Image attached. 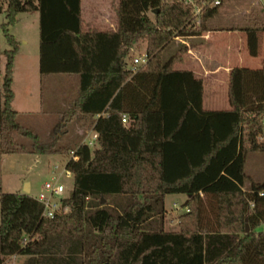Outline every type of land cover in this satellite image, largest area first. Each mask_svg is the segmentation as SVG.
<instances>
[{
	"label": "trees",
	"instance_id": "16d2710c",
	"mask_svg": "<svg viewBox=\"0 0 264 264\" xmlns=\"http://www.w3.org/2000/svg\"><path fill=\"white\" fill-rule=\"evenodd\" d=\"M111 7L112 21L101 26L85 20L82 0H0L9 45L0 72V264L15 255L27 256L23 264H264V231L256 230L264 224V183L244 172L247 154L264 152L257 138L264 62L233 68L230 107L206 110L202 80L177 68L186 45L166 59L162 53L176 37L207 31L218 5L203 9L198 26L185 0H112ZM22 12L39 14L41 77H77L60 122L86 124L97 134L93 147L43 141L19 123L11 105L19 45L10 27ZM142 40L147 61L133 71L127 60ZM247 41L256 54L254 30ZM69 152L72 188L61 213L44 217L36 197L2 192L3 155ZM169 194L187 196L175 229H166Z\"/></svg>",
	"mask_w": 264,
	"mask_h": 264
},
{
	"label": "rangeland",
	"instance_id": "374dc122",
	"mask_svg": "<svg viewBox=\"0 0 264 264\" xmlns=\"http://www.w3.org/2000/svg\"><path fill=\"white\" fill-rule=\"evenodd\" d=\"M112 0H82L84 18L87 22L101 26H107L113 18ZM256 11V10H255ZM254 10L246 14L237 12L232 8L229 0H223L218 5L217 15L207 21L206 27L218 31L217 37L220 43H230L232 46L241 47V51H233L235 55H241L249 50L248 32L254 30L258 37L260 49H264V18L256 14ZM148 15L153 17V12ZM259 16L261 18H259ZM4 14H0V24L4 22ZM10 33L18 41L19 55L15 62V87L16 99L13 104L18 112V121L22 125L36 131L43 141L53 137H59V142L73 149L77 144L86 142L91 138V130L86 124L74 118L66 125L60 122V112L69 107L70 101L76 96L79 82L75 75L52 74L40 78L39 72V14L25 13L18 14V22L10 27ZM185 42L174 40L162 53L166 59ZM9 45L0 29V72L5 66L3 51ZM234 47H232L233 50ZM145 54V41L138 42L131 50L127 66L132 67L135 57ZM247 66V63H241ZM179 66V65H177ZM23 84H29V90H23ZM37 91V93H36ZM224 89L225 103L215 107L218 110L228 109L227 91ZM204 108H208L205 105ZM71 153L57 155H34L16 154L23 160L17 161L11 170H7L6 164L2 169V192L25 193V184L30 183L32 197H37L45 192L43 185L46 181L53 180L56 173H62L63 167ZM24 166V167H23ZM59 181L64 184L67 195L72 188V176L65 175L63 171ZM245 174L252 182L264 183V152H249L246 157L244 168ZM247 183L245 188H249ZM186 195L169 194L165 197V221L166 229H175L178 217L186 208L183 202ZM257 231H264V224L256 228ZM27 259L24 255H15L7 260V264H23Z\"/></svg>",
	"mask_w": 264,
	"mask_h": 264
},
{
	"label": "crops",
	"instance_id": "0c3cea01",
	"mask_svg": "<svg viewBox=\"0 0 264 264\" xmlns=\"http://www.w3.org/2000/svg\"><path fill=\"white\" fill-rule=\"evenodd\" d=\"M221 4L223 0H220ZM232 8L236 9L237 12L241 14H246L249 11H255L256 14H260L264 18V1L259 0H229ZM217 15V14H216ZM259 16V18H261ZM215 17V16H213ZM211 19V18H210ZM209 22V20H208ZM208 30L200 35L188 36V37H176V41L185 42L187 51L183 55L182 63L178 64V69L188 70L193 73L196 78L202 80L203 84V97L202 106L208 105L206 110H218L217 106L220 103H225L224 89L227 91V101L228 98V83L230 71L235 67H246L251 69H257L262 67L264 62V49H260L257 40V50L256 54L252 55L249 50L243 52L241 55H235L233 51H241V47L232 46L230 43H223L219 41L217 37L218 31ZM232 47L233 50H232ZM18 54L14 60L13 67V81L12 90L14 92V98L12 100V108L16 99V87H15V62ZM247 63V66H242L241 63ZM40 78L41 75H40ZM44 78V77H43ZM42 78V79H43ZM29 84H23V90L28 92ZM225 91V92H226ZM37 93V91H36ZM230 107V104H229ZM221 110V109H220ZM16 154H5L2 158V169L6 164L7 170H11L17 161L23 160L15 156ZM65 166V165H64ZM24 167V166H23ZM64 168V167H63ZM26 185V184H25ZM29 192L31 191L30 183H27ZM28 192V193H29ZM185 195V194H184ZM166 197V196H165ZM187 200V196L183 203Z\"/></svg>",
	"mask_w": 264,
	"mask_h": 264
},
{
	"label": "built area",
	"instance_id": "2783aa9c",
	"mask_svg": "<svg viewBox=\"0 0 264 264\" xmlns=\"http://www.w3.org/2000/svg\"><path fill=\"white\" fill-rule=\"evenodd\" d=\"M264 1V0H259ZM185 3L192 8V16H193V24L198 26L200 24V16L202 14L203 9L206 6H217L220 5V0H211L210 2H202L200 5L197 4L195 0H185ZM147 61V56L144 54L143 56L135 57L132 61L131 69L135 71L137 68L143 66ZM127 117L122 115V122L126 123ZM97 138V134L94 131H91V138L87 140V143L90 147H93L95 144V140ZM259 141L264 140V128L260 135L257 137ZM71 156H73V152H70ZM65 171V175H70L68 171L63 168ZM62 171V173H64ZM62 173H56L53 180L46 181L43 185L45 192H41L36 199L42 203L43 210L42 215L47 218L54 217L57 213L62 212L61 200L64 197L66 192L65 186L63 183L59 181ZM67 210V208H63V211Z\"/></svg>",
	"mask_w": 264,
	"mask_h": 264
},
{
	"label": "water",
	"instance_id": "95a60500",
	"mask_svg": "<svg viewBox=\"0 0 264 264\" xmlns=\"http://www.w3.org/2000/svg\"><path fill=\"white\" fill-rule=\"evenodd\" d=\"M25 193H28L29 190H28V187H27V183L25 185ZM245 231L248 232L249 231V228H248V224H247V221L245 220Z\"/></svg>",
	"mask_w": 264,
	"mask_h": 264
}]
</instances>
